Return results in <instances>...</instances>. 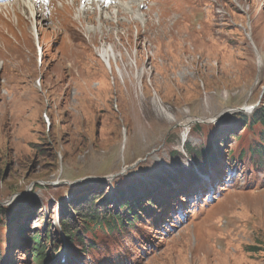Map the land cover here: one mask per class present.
Returning <instances> with one entry per match:
<instances>
[{
	"label": "rangeland",
	"instance_id": "obj_1",
	"mask_svg": "<svg viewBox=\"0 0 264 264\" xmlns=\"http://www.w3.org/2000/svg\"><path fill=\"white\" fill-rule=\"evenodd\" d=\"M16 2L0 6V264H34L35 235L58 249L46 264H264V0H135L109 24ZM88 197L139 221L85 235V253L59 211ZM179 205L185 224L161 234Z\"/></svg>",
	"mask_w": 264,
	"mask_h": 264
},
{
	"label": "trees",
	"instance_id": "obj_2",
	"mask_svg": "<svg viewBox=\"0 0 264 264\" xmlns=\"http://www.w3.org/2000/svg\"><path fill=\"white\" fill-rule=\"evenodd\" d=\"M253 122H261L264 125V112L261 115H255ZM84 203V208H81L79 203L71 206H62L60 213L62 215L61 226L63 232L67 235L69 240H75L82 244L85 235H94L95 232L105 229L107 233L114 231V224L119 218L118 212L110 211L108 208L102 206L100 197H88ZM131 211V207L124 203L119 210L125 209ZM6 210L0 207V227L6 224ZM76 217V218H75ZM117 218V219H116ZM123 222L122 219H119ZM129 222V220H125ZM79 223L81 228L76 229L74 225ZM47 232V231H46ZM45 232V234H47ZM49 240H52L49 236ZM32 262L34 264H44L46 262L47 254H45V245L43 244V236L35 235L32 237ZM49 257V256H48Z\"/></svg>",
	"mask_w": 264,
	"mask_h": 264
},
{
	"label": "bare ground",
	"instance_id": "obj_3",
	"mask_svg": "<svg viewBox=\"0 0 264 264\" xmlns=\"http://www.w3.org/2000/svg\"><path fill=\"white\" fill-rule=\"evenodd\" d=\"M132 3L134 2V0H129ZM137 1V0H136ZM142 3V2H141ZM147 5V4H146ZM18 6L21 8H23L25 10V12L29 11V7H27L26 3H22V4H18ZM129 6V5H128ZM115 7L117 8V13L118 15L120 14H124V7L125 5L121 3V1H116L115 3ZM136 7V6H135ZM129 8V7H128ZM81 13H83L85 15V7H83L81 10ZM135 11V10H134ZM32 16V15H31ZM89 16L87 15V17L85 18L88 21H93L92 19L88 18ZM165 17V16H164ZM48 18V17H47ZM134 19V18H133ZM103 23L105 24H109L110 19L108 18H103L102 19ZM51 40V39H50ZM105 45V44H104ZM99 54H100V58L102 57L104 60V63H107V65L109 66V68L111 69V62L113 63L117 57H116V52L114 51V49H112L111 47H105V46H100V50H99ZM113 65V64H112ZM114 68L116 70V73L120 74V70L119 67L117 66V64H114ZM168 113V112H167Z\"/></svg>",
	"mask_w": 264,
	"mask_h": 264
}]
</instances>
